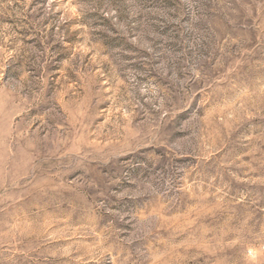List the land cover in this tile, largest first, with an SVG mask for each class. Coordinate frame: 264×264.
Masks as SVG:
<instances>
[{"label": "rangeland", "instance_id": "374dc122", "mask_svg": "<svg viewBox=\"0 0 264 264\" xmlns=\"http://www.w3.org/2000/svg\"><path fill=\"white\" fill-rule=\"evenodd\" d=\"M0 264H264V0H0Z\"/></svg>", "mask_w": 264, "mask_h": 264}]
</instances>
